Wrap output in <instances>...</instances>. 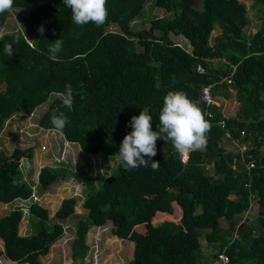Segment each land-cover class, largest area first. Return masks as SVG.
<instances>
[{"label":"trees","instance_id":"1","mask_svg":"<svg viewBox=\"0 0 264 264\" xmlns=\"http://www.w3.org/2000/svg\"><path fill=\"white\" fill-rule=\"evenodd\" d=\"M199 1L200 10L194 8L196 0H152L170 17L152 18L147 29H134L132 24L141 18L147 0H106L107 20L99 27L91 22L77 26L63 0H14L11 11L21 10L25 17H19L22 33H0V132L14 114L29 116L48 102L38 127L51 130V115L63 112L69 121L63 130L65 141L85 154L115 162L108 175L86 177L88 192L82 206L88 211L76 220L72 261L86 256L88 229L109 222L112 236L133 245L132 258L125 264H214L219 254L227 257L228 264H264V119L260 118L264 0H250L259 21L252 34L244 31L248 18L243 3ZM8 14H0V29ZM41 26L43 35L37 31ZM111 26L116 31L109 30ZM215 26L219 33L210 45ZM170 35L184 38L189 51L175 45ZM59 38L63 48L53 61L49 44ZM6 43L12 44L11 57L4 51ZM212 61L222 64L212 66ZM196 65L203 73L195 72ZM68 84L73 93L70 109L55 95L65 92ZM204 86L210 87L213 104L207 110L213 117L203 150L187 152L182 163L180 153L161 134L152 158L160 163L158 170L150 166L127 170L116 160L124 136L132 131L131 117L148 109L152 130L158 131L163 98L169 91L185 93L203 113ZM231 94L238 109L223 118L217 98L228 99ZM221 119L230 138L245 149H223ZM31 156V148L10 154L0 150V204L31 196L32 171L24 172ZM84 166L89 169L88 162ZM77 172L85 176L83 169ZM70 174L65 164L41 167L35 176L37 194ZM75 203V197L63 199L52 218L46 209L30 204L26 221L31 232L25 236L18 235L23 220L19 207L0 216V257L40 264L39 258L62 237L60 221L73 214ZM251 203L257 205L254 222L247 214ZM201 240L209 252L202 251Z\"/></svg>","mask_w":264,"mask_h":264},{"label":"rangeland","instance_id":"2","mask_svg":"<svg viewBox=\"0 0 264 264\" xmlns=\"http://www.w3.org/2000/svg\"><path fill=\"white\" fill-rule=\"evenodd\" d=\"M243 3L247 10L248 25L245 28V33L252 34L257 29L259 21L256 19V10L250 7V0H238ZM194 8L197 10L201 9L200 1L196 0ZM19 17H25V13L21 10L11 11L8 17L0 29V33L10 32H23V19ZM170 17L162 9L156 8L152 5V0H147L141 18H137L132 27L134 29H147L148 21L152 18ZM111 31H116V28L111 26L108 28ZM219 33L218 27H214L210 33L209 44H212L213 38ZM28 40L32 39V36H27ZM174 44H178L183 49H188V45L185 41H182L180 36L173 37L169 36ZM212 66L222 64V62H211ZM232 93V92H231ZM52 96H50V99ZM217 104L220 106L219 111L222 112L225 117L233 116L235 110L238 109V103L235 101L231 94L228 99L217 98ZM48 103V102H47ZM41 104L36 107L32 114L24 116L19 113L14 114L9 118L0 132V150L6 154H10L14 149L21 150L25 148L32 149V156L30 160H26L24 172L32 171L30 179L35 182L32 187V193L35 195L34 200L39 206L46 209L48 217L52 218L54 212L58 208L60 202L63 199L70 197L76 198V203L73 209V214L60 221L63 227L62 237L53 243L48 253L39 258L40 264H125L132 258V244L127 241L119 240L111 235L110 229L111 224L106 222L104 225L96 227L91 226L85 236V244L88 247V252L82 260L72 261L70 258V245L73 239V231L78 218L83 217L88 209L82 206L84 196L87 194L88 189L86 187V177L96 176V171L99 168V173L108 175L114 168L115 162L112 159H102L101 156H85L78 147L64 143L60 137L54 132H43L36 126L37 120L41 113L46 108V104ZM221 113V114H222ZM260 118L264 119V111L260 112ZM41 131V132H39ZM221 146L225 151H237V147L232 146L227 142H222ZM74 148V149H73ZM67 152V154H66ZM66 154V155H65ZM85 154V155H84ZM64 156L67 158L65 159ZM73 157V158H71ZM90 160L89 167L93 169H84V161ZM24 161V160H23ZM101 162H106V165H102ZM57 164H65L71 168V174L66 180L54 183L48 187L47 190L37 194L39 190L36 184V172L43 166H53ZM81 168L84 170L85 176L79 177L77 169ZM27 177V176H26ZM95 183V181H94ZM20 201H14L8 205L0 204V216H3L6 212L11 210L13 207H19L23 213V220L18 226V235L25 236L29 235L31 230L26 221V208L29 201L26 203ZM257 211V205L251 203V208L248 214L254 217ZM238 220L243 219V215L237 217ZM223 225L222 221L220 222ZM201 249L203 252H209V246L201 240ZM1 248V246H0ZM0 264H17L10 262L3 257H0Z\"/></svg>","mask_w":264,"mask_h":264},{"label":"clouds","instance_id":"3","mask_svg":"<svg viewBox=\"0 0 264 264\" xmlns=\"http://www.w3.org/2000/svg\"><path fill=\"white\" fill-rule=\"evenodd\" d=\"M13 3L14 0H0V14H3L5 12L10 13L13 7ZM63 3L66 7L71 8V19L77 26H83L91 22L99 27L102 26L107 20L108 11L106 7V0H63ZM37 31L41 35H43L44 33L43 26L39 27ZM25 38L27 39L26 36ZM180 38L182 39V41H185V43L188 45L187 41L184 38H182L181 36ZM0 39H2V35H0ZM28 41L35 42L30 40ZM16 42L17 43L19 42L18 39ZM175 45L179 46L178 44ZM62 48H63V41L60 38L57 39L55 42L50 43L48 48V52L50 53V59L56 61L58 59L57 54L62 51ZM189 49L190 48L188 46V49L185 50L189 51ZM4 51L9 57H11L13 55L12 44L6 43L4 45ZM204 87H208V86H204ZM209 91H210V87H209ZM55 95H57L61 99L62 104L65 108H69V109L71 108L73 104V93L70 84L65 85V92L63 93L57 92L55 93ZM210 97L211 99L208 105H205L202 102L206 107L205 110H207L208 106L213 104L212 96L210 95ZM216 105L219 111L220 106H218L217 103ZM207 111L211 115L209 118L204 116V112L202 113V110L198 107V105L192 100H190L185 93L181 91H169L163 98V106L159 113V125H158L159 130L158 131L152 130V126H151L152 116L149 115L148 109H142V111L138 116H133L130 118L128 126L131 127L132 131L124 136L121 145L119 147L118 153L115 154L116 160L127 170L137 169L140 168L141 166L142 167L150 166L153 171L158 170L160 167V163L156 161H152V158L157 155L156 142L162 139L161 134H164V138L171 141L174 149L180 154L203 150L207 143L206 134L211 129L210 119H212L213 117L212 113L209 110ZM222 116L223 118H225V115L223 113ZM220 121H223L222 127L219 124ZM220 121L218 122V125L223 129V142H227L232 146L237 147L238 150L245 149L242 146L238 147V145H236V140L231 139L229 133L224 128V120L221 119ZM50 122L53 126L51 130H45L38 127L37 125L36 126L39 129H41L43 132L56 133L57 135L55 136L60 137L64 143L74 145L77 149V146L74 143H69L63 139L64 136L63 130L66 127V125L69 123L67 116L63 112H59V114L53 112V114L50 117ZM241 132L242 134L239 132L240 136H244L245 133L243 131ZM85 156L92 157V156H100V155L86 154ZM145 157H147L148 159H145ZM64 158L67 159L65 156ZM85 162H88V164H90L89 159H86L83 165L85 164ZM101 164L106 165V162H101ZM99 168L101 167L99 166ZM99 168L96 171V175L99 173ZM89 169H93V167H89ZM34 200H36V197L32 193L27 200H23V201L18 200V201L20 202L29 201L27 205L28 207L30 204L37 202V201L35 202ZM233 237L236 236L233 235ZM132 250H133V245H132ZM214 261L215 260H213V262ZM226 264H228V259Z\"/></svg>","mask_w":264,"mask_h":264},{"label":"built area","instance_id":"4","mask_svg":"<svg viewBox=\"0 0 264 264\" xmlns=\"http://www.w3.org/2000/svg\"><path fill=\"white\" fill-rule=\"evenodd\" d=\"M195 72L198 73V74H201L203 73V68L200 66V65H196L195 66ZM200 98H201V101L205 104V105H208L210 103V93H209V87H203L201 90H200ZM204 116L209 118L211 115L210 113L205 110L204 112ZM220 126L222 127L223 126V121H220L219 122ZM242 134V132H240ZM187 158V153H184V154H180V161L183 163L185 162ZM214 264H226L227 263V258L220 254L217 256V259L213 262Z\"/></svg>","mask_w":264,"mask_h":264}]
</instances>
